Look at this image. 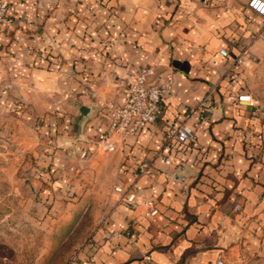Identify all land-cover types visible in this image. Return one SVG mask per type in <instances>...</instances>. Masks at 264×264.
<instances>
[{
	"label": "crops",
	"instance_id": "0c3cea01",
	"mask_svg": "<svg viewBox=\"0 0 264 264\" xmlns=\"http://www.w3.org/2000/svg\"><path fill=\"white\" fill-rule=\"evenodd\" d=\"M8 1L9 14L32 21L0 27L8 53L0 74L12 76L15 92L38 111L72 108L74 101L77 110L90 106L74 135L49 138L63 150L74 147L78 157L83 148L95 153L96 133L108 127L111 105L124 101L140 66L172 71L161 114L115 151L119 183L154 154L163 124L181 120L211 91L206 119L170 151L173 163L155 157L136 180L156 199L157 215L115 202L108 212L122 232L106 236L96 226L73 264H214L219 255L227 264H264V105L247 79L264 35L251 40L262 20L247 0ZM245 47L242 63L234 64ZM240 93L254 103L238 101ZM179 168L187 189L165 175Z\"/></svg>",
	"mask_w": 264,
	"mask_h": 264
},
{
	"label": "rangeland",
	"instance_id": "374dc122",
	"mask_svg": "<svg viewBox=\"0 0 264 264\" xmlns=\"http://www.w3.org/2000/svg\"><path fill=\"white\" fill-rule=\"evenodd\" d=\"M2 1L6 18L0 27L20 18L24 26L32 21L9 14V1ZM38 17L40 23L43 15ZM2 57L8 53L0 47V64ZM247 79L264 105V49ZM14 82L0 74V264H66L116 202L120 157L97 150L78 157L74 147L63 150L49 141L82 126L78 103L41 112L15 92Z\"/></svg>",
	"mask_w": 264,
	"mask_h": 264
},
{
	"label": "built area",
	"instance_id": "2783aa9c",
	"mask_svg": "<svg viewBox=\"0 0 264 264\" xmlns=\"http://www.w3.org/2000/svg\"><path fill=\"white\" fill-rule=\"evenodd\" d=\"M6 1L0 3V19H5ZM247 6L261 17L259 29L252 34L251 40L264 35V0H247ZM247 52V47L234 59V64H241ZM220 53L227 55L226 49H220ZM173 73L170 69L159 68L152 64H145L138 68L133 80L130 82L124 101L119 105H111V117L106 129L96 133L93 143L97 151L101 153H112L135 139L149 124L154 123L162 112L164 100L172 89ZM211 91L194 105H190L183 118L176 123H165L162 126V140L154 154L145 158L136 166L132 180L124 183H114L113 191L116 194V203H124L138 214L154 218L159 212L156 199L146 195L136 183L141 175L146 174L155 157L171 165V150L191 140L197 129L207 117L209 97ZM238 101L254 103L250 93H240ZM88 150L83 148L79 152L80 157H86ZM172 185H180L187 189L189 183L182 168L175 172L165 173ZM97 226L105 227L106 236H112L122 232L121 228L110 218L108 211L103 213ZM128 233V232H126ZM78 251L73 253L66 264L76 261ZM214 264H227L222 255L217 256Z\"/></svg>",
	"mask_w": 264,
	"mask_h": 264
},
{
	"label": "water",
	"instance_id": "95a60500",
	"mask_svg": "<svg viewBox=\"0 0 264 264\" xmlns=\"http://www.w3.org/2000/svg\"><path fill=\"white\" fill-rule=\"evenodd\" d=\"M90 110V106L86 104H81L79 107V115L77 116V120L79 123H82L84 119L88 116Z\"/></svg>",
	"mask_w": 264,
	"mask_h": 264
}]
</instances>
